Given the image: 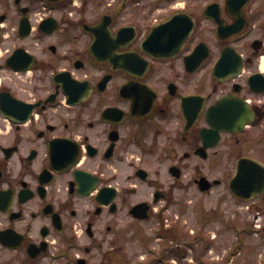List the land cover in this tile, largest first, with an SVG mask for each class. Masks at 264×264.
I'll return each instance as SVG.
<instances>
[{"label": "flooded vegetation", "instance_id": "obj_1", "mask_svg": "<svg viewBox=\"0 0 264 264\" xmlns=\"http://www.w3.org/2000/svg\"><path fill=\"white\" fill-rule=\"evenodd\" d=\"M185 167L264 220V0H0V264H136L181 238ZM243 243L227 264H264Z\"/></svg>", "mask_w": 264, "mask_h": 264}, {"label": "rangeland", "instance_id": "obj_2", "mask_svg": "<svg viewBox=\"0 0 264 264\" xmlns=\"http://www.w3.org/2000/svg\"><path fill=\"white\" fill-rule=\"evenodd\" d=\"M187 164H192V160H187ZM208 174L211 178H221L222 183L214 185L209 192H203L195 186L191 178L192 168H184L182 189L177 194L176 202L169 208V214L180 215L178 228L182 231V236L178 240H168L159 235L132 238L127 243V248L133 252L136 264H144L149 257L158 255V251L162 252L163 246L168 245H179L185 251L182 259L172 256L170 251H165V255L170 260H177L178 264H197L200 261V264H227V248L229 245L235 247L241 239L247 246L245 250L249 251L248 246L253 249L252 262L256 261L255 258L264 261L263 227L258 234L243 238L237 234V230L245 227L257 228L253 225L256 207L250 208L251 204L240 202L230 193L229 173L216 168ZM198 233L202 236L196 237ZM207 244L208 249L205 248ZM150 246L153 252L147 257L146 248Z\"/></svg>", "mask_w": 264, "mask_h": 264}, {"label": "water", "instance_id": "obj_3", "mask_svg": "<svg viewBox=\"0 0 264 264\" xmlns=\"http://www.w3.org/2000/svg\"><path fill=\"white\" fill-rule=\"evenodd\" d=\"M257 164V162L253 159H250V158H243L239 161V169H238V173L236 175V177L233 179L232 181V186H233V189L235 191L236 194L240 195L239 191H244L242 188L244 189H252L253 187H255V183H252L251 182V179L249 178L246 183L247 184H240L239 181L241 179V175H246V174H250V171L249 169H247V172L244 170L245 169V166L244 165H253L255 166ZM244 167V168H243ZM209 185L207 186H201L202 189H206L208 188Z\"/></svg>", "mask_w": 264, "mask_h": 264}]
</instances>
